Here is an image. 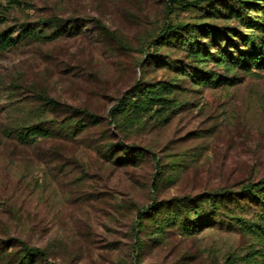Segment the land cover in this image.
<instances>
[{"label": "rangeland", "instance_id": "obj_1", "mask_svg": "<svg viewBox=\"0 0 264 264\" xmlns=\"http://www.w3.org/2000/svg\"><path fill=\"white\" fill-rule=\"evenodd\" d=\"M7 12L11 23L57 16L80 24L83 33L54 41L24 40L0 53V264H21V243L47 249L61 264H264V231L232 225L193 237L166 240L132 226L136 210L152 199L195 195L218 188L239 190L264 177V71L240 72L219 88L184 89L180 108L165 121L148 119L114 128L108 115L130 86L170 80L169 66L144 62L147 37L166 22L168 0H23ZM5 2V0H3ZM174 16V15H173ZM174 21H193L178 11ZM98 20L111 33L93 26ZM178 64L182 52H166ZM44 95L56 100L43 111ZM28 96V97H26ZM72 108L103 118L77 137L57 136L24 144L17 127L27 121L49 126ZM44 112V113H43ZM149 148L163 165L160 189L152 193L155 163L121 166L106 157L109 143ZM256 221V209L244 214Z\"/></svg>", "mask_w": 264, "mask_h": 264}, {"label": "trees", "instance_id": "obj_2", "mask_svg": "<svg viewBox=\"0 0 264 264\" xmlns=\"http://www.w3.org/2000/svg\"><path fill=\"white\" fill-rule=\"evenodd\" d=\"M166 22L157 34L146 38L141 52L144 62L157 67L169 66L175 73L170 80L136 83L128 88L109 112V125L122 130L145 124L148 119L167 121L180 108L179 97L184 89L191 91L219 88L239 81L240 72L264 71V0H168ZM23 0H0V53L9 51L24 40L54 41L83 33L80 24L57 16L43 17L38 22L17 20L11 23L7 14L21 8ZM194 13L193 21H174L178 11ZM93 26L111 33L98 20ZM182 52L186 62L178 64L166 52ZM43 111H55L60 104L38 93ZM28 97V96H26ZM44 113V112H43ZM103 118L86 110L72 108L63 119L52 118L49 126L27 121L17 127L18 139L35 144L57 136L77 137L88 127L100 126ZM114 163L137 166L151 157L155 163L152 193L160 189L163 165L149 148L109 143L105 152ZM248 207L256 209V221L244 216ZM239 225L259 227L264 231V177L243 184L239 190L218 188L195 195H175L154 198L148 205L137 208L132 232L135 237L134 255L144 245L140 234L166 240L172 233L193 237L208 228ZM10 242L0 244V252L8 251ZM21 264H61L48 261L47 249L21 243L16 250ZM139 254L134 256L138 258ZM227 264H236L232 257Z\"/></svg>", "mask_w": 264, "mask_h": 264}]
</instances>
